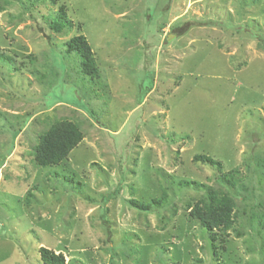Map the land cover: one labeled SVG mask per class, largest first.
Here are the masks:
<instances>
[{
	"label": "rangeland",
	"instance_id": "obj_1",
	"mask_svg": "<svg viewBox=\"0 0 264 264\" xmlns=\"http://www.w3.org/2000/svg\"><path fill=\"white\" fill-rule=\"evenodd\" d=\"M0 6V264H43L42 246L67 264H261L264 0ZM76 35L97 77L66 52ZM56 119L83 138L38 166L39 136ZM231 170L226 188L219 177ZM209 186L235 204L215 241L186 207Z\"/></svg>",
	"mask_w": 264,
	"mask_h": 264
},
{
	"label": "trees",
	"instance_id": "obj_2",
	"mask_svg": "<svg viewBox=\"0 0 264 264\" xmlns=\"http://www.w3.org/2000/svg\"><path fill=\"white\" fill-rule=\"evenodd\" d=\"M51 1L54 2L55 0ZM60 10V16L53 19L49 25V28L55 32H61L66 23L64 10L63 8ZM0 11H2L1 6ZM64 44L68 54L75 53L79 57L80 71L82 74L92 78L98 76L99 69L91 51V46L83 35L73 36ZM82 138L83 133L76 123L68 119H56L40 134L34 150V162L38 166L57 165L67 158L69 152L80 143ZM193 160L198 163L213 164L218 171H221V163L215 162L206 155H195ZM234 172V170H231L228 173L220 174V182H222L224 187L229 188L235 185L237 181H235ZM232 195L229 190L214 189L209 186L197 200L186 206L189 218L197 220L199 225L208 231L212 241L216 240L218 232L226 234L234 224L235 204ZM157 201L153 198L150 204L140 201L135 203V205L141 210H148L150 205ZM262 225L264 226V222ZM213 247L215 251L216 245L214 243ZM38 252L43 264H67L61 251L56 253L53 249L42 246L39 247ZM261 264H264V242L262 246Z\"/></svg>",
	"mask_w": 264,
	"mask_h": 264
},
{
	"label": "water",
	"instance_id": "obj_3",
	"mask_svg": "<svg viewBox=\"0 0 264 264\" xmlns=\"http://www.w3.org/2000/svg\"><path fill=\"white\" fill-rule=\"evenodd\" d=\"M169 38V37H168Z\"/></svg>",
	"mask_w": 264,
	"mask_h": 264
}]
</instances>
